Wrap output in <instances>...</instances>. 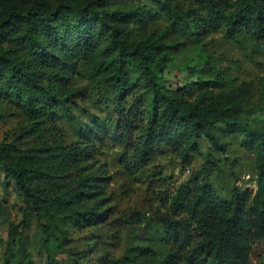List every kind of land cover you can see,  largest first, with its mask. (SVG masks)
Returning <instances> with one entry per match:
<instances>
[{"label": "clouds", "instance_id": "obj_1", "mask_svg": "<svg viewBox=\"0 0 264 264\" xmlns=\"http://www.w3.org/2000/svg\"><path fill=\"white\" fill-rule=\"evenodd\" d=\"M72 3L0 23V264H264V0Z\"/></svg>", "mask_w": 264, "mask_h": 264}, {"label": "trees", "instance_id": "obj_2", "mask_svg": "<svg viewBox=\"0 0 264 264\" xmlns=\"http://www.w3.org/2000/svg\"><path fill=\"white\" fill-rule=\"evenodd\" d=\"M60 7H63L65 9H72L73 4L68 3V2H60L57 4V7H54L50 10L49 15L59 18L58 12H59ZM79 12L84 13V14L79 15L78 20L76 21V26H79L81 23H84L88 27H91L92 25L89 24L88 22L89 21L94 22V18L92 16L88 15L84 9H79ZM187 14L188 13L184 14V16L187 17L188 16ZM20 15H21V13L19 11L12 10L7 15L5 20H2L0 23L5 24V25L13 24V27L17 30V29H19V27H17L14 24V18L19 17ZM244 20H245V17L237 14L236 18H234L231 21V23L233 25H236V24L241 23ZM253 22L257 24V27L259 28V30L264 31V17L258 15L255 17V21H253ZM150 49H151V45H149L148 47L145 48L146 54H143L144 60H148L150 58ZM137 52H138V50H133L132 52L128 53V55L125 58V65L126 66H131V63L133 62V58L137 56ZM45 55H51V53H46ZM0 61L4 62V72L2 74H0V79H4L5 84H8L9 82H11L17 78V73L21 72L22 69L13 65L12 61L10 59L5 58L4 55L0 56ZM112 63H113V61H111V64ZM117 71H119V67L117 68ZM29 264H31V262H29Z\"/></svg>", "mask_w": 264, "mask_h": 264}, {"label": "rangeland", "instance_id": "obj_3", "mask_svg": "<svg viewBox=\"0 0 264 264\" xmlns=\"http://www.w3.org/2000/svg\"><path fill=\"white\" fill-rule=\"evenodd\" d=\"M12 2V0H0V22L2 20H5V18L7 17V15L12 11L11 8H6L5 6L10 4ZM60 2H68V3H72V0H56V4L60 3ZM193 2H198V0H193ZM178 11L181 10V9H177ZM136 11V8L131 6V4L129 6H127V10L126 12L124 13L125 15H130L132 13H134ZM184 11V14L188 13L187 15L189 16V14L191 13L192 9L189 7L188 9L186 10H183ZM17 32L20 31V28L16 30ZM54 39V38H53ZM165 47H172L171 45H167ZM189 56L191 57H195L197 55L196 51L195 50H191L189 51L188 53ZM109 56L110 54H107L104 56V59H103V64H104V71H108V66L111 65V59H109ZM5 58L7 59H10L8 55H4ZM11 60V59H10ZM23 63V62H21ZM9 103H12V101H9ZM13 107H19V104H13ZM39 255V253H38Z\"/></svg>", "mask_w": 264, "mask_h": 264}]
</instances>
